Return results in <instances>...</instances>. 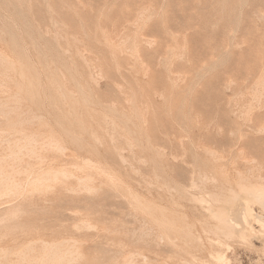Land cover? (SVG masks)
Returning a JSON list of instances; mask_svg holds the SVG:
<instances>
[{
  "label": "rangeland",
  "instance_id": "1",
  "mask_svg": "<svg viewBox=\"0 0 264 264\" xmlns=\"http://www.w3.org/2000/svg\"><path fill=\"white\" fill-rule=\"evenodd\" d=\"M45 1L0 0V255L43 239L75 250L62 264H264V0Z\"/></svg>",
  "mask_w": 264,
  "mask_h": 264
},
{
  "label": "bare ground",
  "instance_id": "2",
  "mask_svg": "<svg viewBox=\"0 0 264 264\" xmlns=\"http://www.w3.org/2000/svg\"><path fill=\"white\" fill-rule=\"evenodd\" d=\"M3 1V0H2ZM12 1V0H11ZM47 1V0H46ZM46 1H45V3H46ZM179 1V0H178ZM194 1V0H193ZM27 2H28V0H27ZM173 2V1H172ZM196 2V1H195ZM194 2V3H195ZM205 2V1H204ZM203 2V3H204ZM229 2V1H228ZM242 2V1H241ZM246 2V1H245ZM14 3V2H13ZM23 3V2H22ZM193 3V2H192ZM19 4V3H18ZM27 5V4H26ZM141 5V4H140ZM149 5V4H148ZM178 5V4H177ZM15 6V5H14ZM21 6V5H20ZM103 6V5H102ZM238 6H239V4H238ZM258 6V5H257ZM18 7V6H17ZM145 7V6H144ZM150 7V6H149ZM165 7V6H164ZM223 7V6H222ZM262 7V6H261ZM136 8V7H135ZM194 8V7H193ZM256 8H258V7H256ZM27 9V8H26ZM102 9V8H101ZM240 9V8H239ZM15 10H16V8H15ZM18 10H20V9H18ZM47 10V9H46ZM148 10H149V8H148ZM217 10V9H216ZM238 10V9H237ZM241 10H242V8H241ZM27 11V10H26ZM29 11H31L30 9H29ZM137 11V10H136ZM144 10H143V8H142V12H143ZM177 11V10H176ZM194 11V10H193ZM23 12V11H22ZM141 12V13H142ZM190 12V11H189ZM256 12V11H255ZM48 13H49V10H48ZM138 13V12H137ZM140 13V12H139ZM50 14V13H49ZM254 14V13H253ZM187 15V14H186ZM22 16V15H21ZM23 18V17H22ZM175 18V17H174ZM177 18V17H176ZM232 18V17H231ZM10 19V18H9ZM24 19V18H23ZM218 19V18H217ZM235 19V18H234ZM253 19V18H252ZM27 20V19H26ZM49 20V19H48ZM149 20V19H148ZM188 20H189V17H188ZM231 20H233V19H231ZM239 20V19H238ZM187 21V20H186ZM229 21V20H228ZM227 21V22H228ZM136 22V21H135ZM240 22V21H239ZM26 23V22H25ZM28 23V22H27ZM53 23H55V22H53ZM80 23V22H79ZM144 23V22H143ZM185 23V22H184ZM189 23V25H190V22H188ZM211 23V22H210ZM232 23V22H231ZM193 24V23H192ZM236 24V23H235ZM246 24V23H245ZM14 25V24H13ZM28 25V24H27ZM187 25V24H186ZM228 25V24H227ZM238 25V24H237ZM240 25V24H239ZM260 25V24H259ZM53 26V25H52ZM193 26V25H192ZM191 26V27H192ZM194 26H196V25H194ZM226 27V26H225ZM236 27H238V26H236ZM246 27V26H245ZM141 28V27H140ZM243 28V27H242ZM26 29H28V28H26ZM37 29V28H36ZM53 29V28H52ZM149 29V28H148ZM184 29H186V28H184ZM183 29V30H184ZM188 29V28H187ZM236 29V28H235ZM195 30V29H194ZM212 30V29H211ZM217 30H219V29H217ZM230 30V29H229ZM30 31V30H29ZM180 31V30H179ZM187 31V30H186ZM209 31V30H208ZM221 31V30H220ZM234 31V30H233ZM33 32V31H32ZM175 32V31H174ZM28 33V32H27ZM178 33H180V32H178ZM231 33V32H230ZM261 33V32H260ZM13 34V33H12ZM29 34V33H28ZM155 34V33H154ZM167 34V33H166ZM198 34V33H197ZM205 34V33H204ZM217 34V33H216ZM223 34V33H222ZM233 34V33H232ZM241 34V33H240ZM245 34V33H244ZM253 34V33H252ZM47 35V34H46ZM84 35V34H83ZM170 35V34H169ZM247 35V34H246ZM38 36V35H37ZM136 36V35H135ZM195 36V35H194ZM233 36V35H232ZM13 37V36H12ZM33 37V36H32ZM55 37V36H54ZM87 37V36H86ZM151 38H152V36H150ZM205 37V36H204ZM213 37V36H212ZM230 37V36H229ZM246 37V36H245ZM40 38V40H41V37H39ZM214 38V37H213ZM219 38H221V37H219ZM250 38V37H249ZM249 38H247V39H249ZM62 39V38H61ZM155 39V38H154ZM193 39H195V38H193ZM199 39V38H198ZM203 39V38H202ZM222 39V38H221ZM232 39H233V37H232ZM251 39V38H250ZM23 40V39H22ZM46 40V39H45ZM152 40V39H151ZM175 40V39H174ZM185 40V39H184ZM252 40V39H251ZM4 41V40H3ZM54 41V40H53ZM206 41V40H205ZM216 41V40H215ZM238 41V40H237ZM258 41V40H257ZM257 41H255V42H257ZM17 42V41H16ZM34 42V41H33ZM55 42V41H54ZM198 42V41H197ZM221 42V41H220ZM240 42V41H239ZM251 42V41H250ZM254 42V41H253ZM254 42V43H255ZM36 43V42H35ZM43 43H44V41H43ZM202 43V42H201ZM206 43V42H205ZM223 43V42H222ZM258 43H259V41H258ZM46 44V43H45ZM232 44V43H231ZM58 45V44H57ZM123 45V44H122ZM149 45V44H148ZM151 45V44H150ZM149 45V46H150ZM201 45V44H200ZM253 45H255V44H253ZM258 45V44H257ZM11 46V45H10ZM172 46V45H171ZM184 46V45H183ZM195 46V45H194ZM199 46V45H198ZM252 45H250V47H251ZM259 46V45H258ZM262 46H264V45H262ZM51 47V46H50ZM119 47V46H118ZM165 47V46H164ZM176 47H178V46H176ZM231 47V46H230ZM240 47V46H239ZM257 47V46H256ZM52 48V47H51ZM117 48V47H116ZM180 48V47H179ZM178 48V49H179ZM213 48V47H212ZM254 48V47H253ZM54 49V48H53ZM60 49V48H59ZM122 49V48H121ZM150 49V48H149ZM168 49V48H167ZM170 49H171V47H170ZM177 49V50H178ZM181 49H183V48H181ZM193 49V48H192ZM206 49V48H205ZM250 49V48H249ZM248 49V50H249ZM258 49V48H257ZM236 50V49H235ZM246 50V49H245ZM244 50V51H245ZM259 50V49H258ZM85 51V50H84ZM156 51V50H155ZM221 51V50H220ZM241 51V50H240ZM260 51H261V49H260ZM57 52V51H56ZM66 52H68V51H66L65 50V53ZM159 52V51H158ZM186 52V51H185ZM250 53L251 51H247L246 53ZM264 52V51H263ZM122 53V52H121ZM208 53V52H207ZM259 53V52H258ZM125 54V53H124ZM135 54V53H134ZM170 54V53H169ZM179 54V53H178ZM195 54H199V53H195ZM211 54V53H210ZM222 54H223V52H222ZM228 54V53H227ZM226 54V55H227ZM244 54V53H243ZM92 55V54H91ZM122 55V54H121ZM160 55V54H159ZM238 55H239V53H238ZM238 55H237V57H238ZM20 56V55H19ZM65 56V55H64ZM95 56V55H94ZM132 56V55H131ZM162 55H160V57H161ZM164 56V55H163ZM221 56V55H220ZM228 56V55H227ZM235 56V55H234ZM242 56V55H241ZM248 56H249V54H248ZM82 57V56H81ZM83 57H84V55H83ZM174 57H175V55H174ZM200 57V56H199ZM198 57V58H199ZM210 57V56H209ZM224 57V56H223ZM260 58V57H259ZM124 59V58H123ZM175 59V58H174ZM196 59V58H195ZM227 59L228 58H226V61H227ZM235 59V58H234ZM57 60V59H56ZM153 60V59H152ZM165 60V59H164ZM176 60V59H175ZM180 60H181V58H180ZM251 60H254V62H255V59H251ZM258 60V59H257ZM84 61V60H83ZM199 61H200V59H199ZM225 61V60H224ZM236 61V60H235ZM239 61H240V59H239ZM0 62H6V58H4V57H2V55L0 54ZM165 62V61H164ZM203 62V61H202ZM217 62V61H216ZM238 62V61H237ZM146 63H147V61H146ZM150 63V62H149ZM152 63V62H151ZM230 63H232V62H230ZM242 63H244L245 64V62H242ZM198 64V63H197ZM213 64V63H212ZM211 64V65H212ZM220 64V63H219ZM219 64H217V65H219ZM234 64H236V63H234ZM240 64V66H241V63H239ZM247 64V63H246ZM251 64V63H250ZM130 65V64H129ZM222 65V64H221ZM249 65V64H248ZM210 66V65H209ZM244 66H246V65H244ZM244 66H243V68H244ZM55 67V66H54ZM163 67H164V65H163ZM249 66H247V68H248ZM89 68V67H88ZM143 68V67H142ZM216 68V67H215ZM250 68V67H249ZM259 68V67H258ZM165 69V68H164ZM186 69V68H185ZM209 69H211V68H209ZM208 69V70H209ZM230 69V68H229ZM236 69V68H235ZM235 69H232L233 71L235 70ZM56 70V69H55ZM166 70V69H165ZM207 70V69H206ZM238 70V69H237ZM243 70V69H242ZM241 70V71H242ZM246 70V69H245ZM252 70V69H251ZM255 70V69H254ZM229 71H231V70H229ZM233 71H232V73H233ZM249 71V70H248ZM56 72V71H55ZM145 72V71H144ZM187 72H188V70H187ZM204 72V71H203ZM211 72V71H210ZM240 72V71H239ZM146 73V72H145ZM219 73V72H218ZM227 73V72H226ZM253 73V72H252ZM2 74V73H1ZM61 74V73H60ZM186 74V73H185ZM239 74V73H238ZM244 74H247V73H244ZM175 75V74H174ZM199 75V74H198ZM229 75H231V74H229ZM242 75H243V73H242ZM249 75V74H248ZM146 76V75H145ZM223 76V75H222ZM164 77V76H163ZM248 77V76H247ZM100 78V77H99ZM196 78H197V76H196ZM228 78V77H227ZM229 78H232V77H230L229 76ZM228 78V79H229ZM14 79V78H13ZM82 79V78H81ZM239 79H241V78H239ZM37 80V79H36ZM225 80V79H224ZM241 81H243V79L241 80ZM237 82V81H236ZM257 82V81H256ZM261 82V81H260ZM262 82H263V79H262ZM76 83V82H75ZM212 83V82H211ZM221 83V82H220ZM102 84V83H101ZM258 84H260L259 82H258ZM223 85V84H222ZM210 86V85H209ZM221 86V85H220ZM61 87V86H60ZM118 87H120V86H118ZM101 88V87H100ZM211 88V87H210ZM214 88V87H213ZM26 89V88H25ZM119 90L120 89H122V88H118ZM208 89V88H207ZM222 89V88H221ZM82 90V89H81ZM213 90V89H212ZM215 90V89H214ZM251 90V89H250ZM206 91H208V90H206ZM217 91V90H216ZM252 91V90H251ZM256 91H257V89H256ZM263 91V90H262ZM261 91V92H262ZM214 92V91H213ZM71 93V92H70ZM155 93V92H154ZM249 93V92H248ZM252 93V92H251ZM83 94V93H82ZM218 94H219V92H218ZM222 94V93H221ZM255 94V93H254ZM262 94V93H261ZM29 95V94H28ZM63 95V94H62ZM201 95H203V94H201ZM227 95H228V93H227ZM194 96V95H193ZM222 96V95H221ZM240 96H241V94H240ZM262 95H260V97H261ZM26 97V96H25ZM63 97V96H62ZM117 97V96H116ZM226 97V96H225ZM237 97V96H236ZM254 97H256V94H255V96ZM259 97V98H260ZM69 98H70V96H69ZM74 98V97H73ZM156 98V97H155ZM63 99H64V97H63ZM232 99V98H231ZM251 99V98H250ZM254 99V98H253ZM203 100V99H202ZM258 100V99H257ZM29 101V100H28ZM130 101V100H129ZM29 102H31V101H29ZM252 102V101H251ZM114 104V103H113ZM133 104V103H132ZM246 104V103H245ZM251 104V103H250ZM249 104V105H250ZM98 105H100L99 103H98ZM211 105V104H210ZM112 106H114V105H112ZM227 107H229V106H227ZM212 108V107H211ZM109 109V108H108ZM234 109V108H233ZM249 109V108H248ZM74 110V109H73ZM103 110H104V108H103ZM191 110V109H190ZM115 111V110H114ZM224 112V111H223ZM222 112V113H223ZM230 112V111H229ZM74 113V112H73ZM107 113H109V110H108V112ZM114 113V112H113ZM112 113V114H113ZM116 113V112H115ZM215 113V112H214ZM226 113V112H225ZM232 113V112H231ZM132 114V113H131ZM138 115V114H137ZM211 115V114H210ZM214 115V114H213ZM222 115V114H221ZM226 115H227V113H226ZM257 115V114H256ZM264 115V114H263ZM81 116V115H80ZM123 116H124V114H123ZM228 116V115H227ZM246 116H249V115H246ZM225 117V116H224ZM126 118V117H125ZM130 119V118H129ZM209 119V118H208ZM244 119V118H243ZM138 120H139V118H138ZM33 121V120H32ZM35 121V120H34ZM128 122V121H127ZM231 122H232V120H231ZM31 123V122H30ZM57 123V122H56ZM80 123V122H79ZM223 123H225V122H223ZM263 122L260 120V124H262ZM233 124H234V122H233ZM236 124H237V122H236ZM236 124L234 125V126H236ZM40 125H42V124H40ZM56 125V124H55ZM244 125V124H243ZM259 125V124H258ZM125 126H126V124H125ZM233 126V125H232ZM240 126V125H239ZM255 126V125H254ZM253 126V127H254ZM134 127V126H133ZM256 127V126H255ZM260 127H261V125H260ZM239 128V127H238ZM257 128H259L258 126H257ZM186 130H187V128H186ZM220 130V129H219ZM238 130V129H237ZM127 131V130H126ZM0 133H2V132H0ZM4 133V132H3ZM6 133V132H5ZM87 133V132H86ZM258 133H259V131H258ZM48 134V133H47ZM65 135V134H64ZM139 135V134H138ZM230 135V134H229ZM46 136V135H45ZM64 137V136H63ZM68 138H69V136H68ZM240 138V137H239ZM33 140L35 139L34 137L32 138ZM31 139V140H32ZM49 139V138H48ZM70 139V138H69ZM253 139V138H252ZM5 140V139H4ZM18 140V139H17ZM30 140V141H31ZM33 140H32V142L31 143H33ZM47 140V139H46ZM258 140V139H257ZM7 141V140H6ZM6 141H5V143H6ZM30 141H29V144H31L30 143ZM96 141H98V140H95V142ZM13 142V141H12ZM21 142V141H20ZM233 142V141H232ZM254 142H256V141H254ZM259 142V141H258ZM3 143V142H2ZM1 143V144H2ZM14 143V142H13ZM35 143V142H34ZM97 143V142H96ZM249 143V142H248ZM261 143V142H260ZM10 144H12V143H10ZM18 144V143H17ZM49 144V143H48ZM48 144H46L47 146H48ZM141 144V143H140ZM9 145V144H8ZM45 145V146H46ZM115 145V144H114ZM226 145V144H225ZM259 145V144H258ZM264 145V144H263ZM49 146H50V144H49ZM192 146V145H191ZM261 147H262V145H260ZM24 147V146H23ZM25 147H26V145H25ZM33 147H35V146H33ZM257 147H259V146H257ZM56 148V147H55ZM250 148V147H249ZM9 149V148H8ZM141 149V148H140ZM194 149V148H193ZM256 149V148H255ZM24 150H25V148H24ZM32 150H33V148H32ZM257 150H258V148H257ZM19 151H21V150H19ZM19 151H18V154H20L19 153ZM26 151V150H25ZM28 151V150H27ZM41 151V150H40ZM240 151H242L241 149H240ZM239 151V152H240ZM256 151V150H255ZM259 151V150H258ZM121 152V151H120ZM210 152V151H209ZM213 152V154H214V151H211V153ZM243 152V151H242ZM15 153V152H14ZM14 153H11V154H13L14 156L16 155V153L14 154ZM206 153H207V151H206ZM10 154V155H11ZM257 154V153H256ZM9 155V156H10ZM212 155V154H211ZM214 155H216V153L214 154ZM8 157V156H7ZM7 157H6V159H7ZM11 157V156H10ZM158 157V156H157ZM192 157V156H191ZM215 157V156H214ZM260 157V156H259ZM3 158H5V157H3ZM172 158V157H171ZM175 158V157H174ZM1 159V158H0ZM119 159V158H118ZM193 161H194V159L193 158H191ZM1 160H3L4 161V159H1ZM120 160H122V162H124V164H125V161H124V159H120ZM176 160V159H175ZM174 160V161H175ZM248 160V159H247ZM247 160H245L244 159V161L246 162ZM250 160V159H249ZM10 161V160H9ZM84 161H86L87 162V160H84ZM143 161V160H142ZM215 161V160H214ZM229 161V160H228ZM243 161V160H242ZM253 161V160H252ZM11 162V161H10ZM85 162V163H86ZM197 162V161H196ZM254 162V161H253ZM92 163V162H91ZM194 163V162H193ZM128 166H130V165H128ZM198 166V165H197ZM196 166V167H197ZM4 167V166H3ZM2 167V168H3ZM72 167V166H71ZM74 168V167H73ZM1 169V168H0ZM130 169V168H129ZM6 171V170H5ZM199 171V170H198ZM228 171V170H227ZM7 172V171H6ZM135 172H136V170H135ZM4 173V172H3ZM12 173V172H11ZM25 173V172H24ZM59 173V172H58ZM227 173V172H226ZM50 174H51V170H48V172H46V173H44L43 175H41V176H38V177H31V176H29V178H28V180H26V181H21V180H18V179H16V178H13L12 177V186H11V189L13 188H17V187H19V188H22L23 190H25L27 187H28V185L30 184V183H33L34 184V186H36V185H38V183L40 182V184H41V182H43V181H45V180H49L50 178H51V176H50ZM57 174V173H56ZM61 174H63L62 172H61ZM67 174V173H66ZM138 174V173H137ZM240 174V173H239ZM3 175V174H2ZM11 175V174H10ZM9 175V176H10ZM18 175V174H17ZM55 175V174H54ZM58 175V174H57ZM60 175V174H59ZM56 176V175H55ZM137 176V175H136ZM63 177V176H62ZM66 177V176H65ZM72 177H73V175H72ZM205 177H203V179H204ZM89 179V178H88ZM158 179V178H157ZM7 180V179H6ZM85 180H86V178H85ZM91 180V179H90ZM143 180V179H142ZM191 180H193V178L191 179ZM213 180V179H212ZM79 181V180H78ZM200 181V180H199ZM213 181H215V180H213ZM212 181V182H213ZM148 183V182H147ZM191 183L193 184V182L191 181ZM205 183V182H204ZM175 184V183H174ZM182 184V183H181ZM138 185H139V183H138ZM148 186H151L149 183L147 184ZM168 185V184H167ZM195 185H196V183H195ZM194 184H193V186L196 188L197 187V185L195 186ZM201 185V184H200ZM238 185H240V184H238ZM237 185V186H238ZM262 185H263V183H262ZM158 186V185H157ZM156 186V187H157ZM163 186H165V185H163ZM178 186H179V184H178ZM184 185H182V187H183ZM254 186V185H253ZM252 186V187H253ZM261 186V185H260ZM152 187V186H151ZM159 187V186H158ZM166 187V186H165ZM179 187H181V186H179ZM194 187H192V188H194ZM204 187V186H203ZM50 188V187H49ZM49 188H47V189H49ZM168 188V187H167ZM190 188L191 187H189V190H190ZM242 188V187H241ZM246 188V187H245ZM261 188H263V192H262V190H261V192H260V190H259V188H257V187H255L254 189V195H255V191H256V189H258L256 192H260L259 194H263L264 195V187H261ZM154 189V188H153ZM160 189V188H159ZM186 189L187 188H185V191H186ZM197 189V188H196ZM199 189V188H198ZM238 189H240V188H238ZM174 190V189H173ZM175 190H177V189H175ZM182 190V189H181ZM230 190V189H229ZM232 190V189H231ZM242 190V189H241ZM243 190H246L247 191V188L246 189H243ZM248 190H250V189H248ZM169 191H171V189L169 190ZM187 192H189V191H187ZM233 192V191H232ZM31 193H32V191H31ZM177 193V192H176ZM244 193H245V191H244ZM249 193V192H248ZM248 193H247V195H248ZM251 193H252V190H251ZM253 193L252 194H249V195H251V197L248 195V197H249V199L251 200V198L253 199ZM201 194V193H200ZM199 194V195H200ZM214 195V194H213ZM233 195H236V194H234L233 193ZM244 195V194H243ZM201 196V195H200ZM205 196H207V195H205ZM216 196V195H215ZM214 196V197H215ZM196 197V196H195ZM202 197V196H201ZM243 197V196H242ZM245 197V196H244ZM191 198H192V196H191ZM197 198L198 197H196V201H197ZM207 198V197H206ZM193 199V200H194ZM199 199L202 201H199L201 204H203V201H206V199H204V197L201 199L200 197H199ZM234 199L235 198H233L232 200L234 201ZM247 199V198H246ZM214 200H216V199H214ZM231 200V199H230ZM229 200V202H231ZM195 201V202H196ZM249 201V200H248ZM248 201H247V203H248ZM199 202H197L198 204H199ZM208 202V201H207ZM207 202H204V203H207ZM215 202V201H214ZM218 202V201H217ZM220 202H222V201H220ZM212 203H213V200H212ZM219 203V202H218ZM246 203V204H247ZM253 203V202H252ZM208 204V203H207ZM231 204V203H230ZM245 204V205H246ZM252 205V204H251ZM250 205V206H251ZM209 206H210V208H211V204H209ZM229 206H231V205H229ZM249 206V205H248ZM247 207V206H246ZM228 208H230V207H228ZM222 209V208H221ZM220 209V210H221ZM231 209H233L232 207H231ZM250 209H251V207H250ZM217 210H218V208H217ZM220 210H218L219 211V213L218 214H215L214 213V211H213V209H212V211H213V214H215V215H217L218 217V220L224 225V229H225V235L223 234V232L221 233L222 235H224L225 237H232L233 238V236H234V234H236V233H234L235 231L233 230L234 229V227H237V228H239V227H241V224L240 223H238L236 220H234V219H232V217L230 218V216L228 215V214H226V212L223 210V212L222 213H220ZM227 210V209H226ZM229 210V209H228ZM245 210H246V208H245ZM245 210H243L244 211V214L242 215V217H243V221L246 223V224H249V227H250V229L252 230V231H254L256 228H254L253 227V225L251 224V222H250V219H249V213H248V211L246 212ZM249 210V209H248ZM17 211V209H14L13 211H12V214L14 213V212H16ZM249 211H251V210H249ZM229 213V212H228ZM243 213V212H242ZM104 214V213H103ZM231 214V213H230ZM254 214V213H253ZM252 214V215H253ZM215 215H213V217H216ZM255 216V215H254ZM5 215L4 216H2V218H0V221H2L3 219H5ZM220 217V218H219ZM217 218H215V220L217 219ZM255 218V217H254ZM252 220V219H251ZM255 220H256V222H257V224H259L262 228H263V230H264V218H263V216H257L256 218H255ZM218 221V222H219ZM220 222H219V224H220ZM242 222V221H241ZM85 224H88V223H85ZM219 226H221V225H219ZM74 227V226H73ZM76 228H77V225H76ZM92 228H94V226L92 227ZM216 228V227H215ZM214 228V229H215ZM86 229H87V227H86ZM171 229V228H170ZM187 229V228H186ZM88 230V229H87ZM236 230V229H235ZM247 230V229H246ZM216 231H217V229H216ZM222 231H224V230H222ZM256 231V230H255ZM212 232V231H211ZM220 232V231H219ZM238 232V231H237ZM213 233V232H212ZM215 233V232H214ZM242 233V232H241ZM251 233V232H250ZM255 233V232H254ZM258 235H259V233H257ZM164 235V234H163ZM185 235V234H184ZM213 235V234H212ZM237 235H239L238 233H237ZM241 235V234H240ZM254 235V234H253ZM262 234H260V236H261ZM165 236V235H164ZM241 237L242 238H239V239H243L244 240V242H245V240H247L248 239V236H247V234H246V232H243L242 233V235H241ZM161 239V238H160ZM200 239V238H199ZM229 240V239H228ZM65 241V240H64ZM242 241V240H241ZM40 242L43 244V247H44V249L46 250L44 253H42V254H39V255H34V256H30V255H28V252L27 251H23L22 252V255H21V258L19 257V262H17V263H15V262H13V261H9V260H7V258H6V256L5 255H0V264H62V262H63V259L65 258V255H68V254H70L71 255V253H73L75 250H73L71 247H62L61 245H59L58 243H55V242H51V241H47V240H43V239H41L40 240ZM87 242V241H86ZM214 243H215V241H213ZM247 242V241H246ZM68 243V242H67ZM119 243V242H118ZM75 244H76V242H75ZM172 244V243H171ZM217 244H219V247H223V244L221 243V242H218ZM27 245H29V244H27ZM228 247H230V246H228ZM31 249V248H30ZM3 250V249H2ZM227 250V249H226ZM5 252V251H4ZM155 252V251H154ZM1 253H2V251H1ZM17 253V252H16ZM19 253V252H18ZM213 256L215 257V260H217V263L218 262H221V259L222 258H225L226 257V255L221 251V249H217L214 253H213ZM17 257V256H16ZM67 257V256H66ZM128 257H129V255H128ZM5 258V259H4ZM132 258H133V256H132ZM131 258V259H132ZM171 258V257H170ZM124 260H125V258H123ZM130 259V260H131ZM213 259V258H212ZM68 260V259H67ZM132 261V260H131ZM73 262H74V260H73ZM201 262H202V260H201ZM68 263V262H67Z\"/></svg>",
  "mask_w": 264,
  "mask_h": 264
}]
</instances>
